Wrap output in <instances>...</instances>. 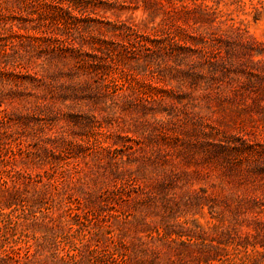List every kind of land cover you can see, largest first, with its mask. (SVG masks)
<instances>
[{"label": "rangeland", "instance_id": "rangeland-1", "mask_svg": "<svg viewBox=\"0 0 264 264\" xmlns=\"http://www.w3.org/2000/svg\"><path fill=\"white\" fill-rule=\"evenodd\" d=\"M0 264H264V0H0Z\"/></svg>", "mask_w": 264, "mask_h": 264}]
</instances>
